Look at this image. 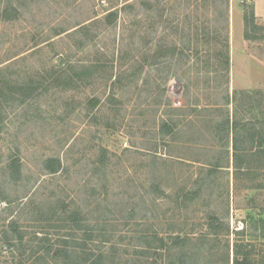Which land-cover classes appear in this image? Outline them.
Segmentation results:
<instances>
[{"label": "rangeland", "instance_id": "obj_1", "mask_svg": "<svg viewBox=\"0 0 264 264\" xmlns=\"http://www.w3.org/2000/svg\"><path fill=\"white\" fill-rule=\"evenodd\" d=\"M252 5L0 0V264H264Z\"/></svg>", "mask_w": 264, "mask_h": 264}, {"label": "trees", "instance_id": "obj_2", "mask_svg": "<svg viewBox=\"0 0 264 264\" xmlns=\"http://www.w3.org/2000/svg\"><path fill=\"white\" fill-rule=\"evenodd\" d=\"M229 1V0H228ZM134 6L131 4H125L122 7L123 11H127L128 9H133ZM119 18V11L116 9L114 11L109 12L106 16H105V21L107 25H112L113 23H115ZM245 23H246V27H247V31H246V38L250 39L251 38V34H250V30L253 29H262L261 27L257 26L256 24V15H255V6L252 5L250 7V11L246 14L245 16ZM82 29H87L86 26H83ZM99 64H91L90 66H85L82 67L81 72L77 74L78 76V80H75L77 83H83L85 85H90L91 81L93 80V78L95 77V75L98 73L99 71ZM92 79V80H91ZM72 82H74L72 80ZM75 83V82H74ZM97 103V99L93 98L91 100V104L93 105V107H95V105ZM229 124V122H227ZM233 126H234V122ZM235 126H237L236 122H235ZM48 164L47 169L50 170V172L52 174L58 173L60 171L61 168V162L58 160H53L50 159L49 161H47ZM53 163V164H51ZM81 227V226H78ZM11 247L9 246V248L7 250H9Z\"/></svg>", "mask_w": 264, "mask_h": 264}, {"label": "crops", "instance_id": "obj_3", "mask_svg": "<svg viewBox=\"0 0 264 264\" xmlns=\"http://www.w3.org/2000/svg\"><path fill=\"white\" fill-rule=\"evenodd\" d=\"M256 17L264 19V2L262 0H254Z\"/></svg>", "mask_w": 264, "mask_h": 264}]
</instances>
